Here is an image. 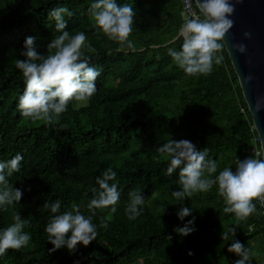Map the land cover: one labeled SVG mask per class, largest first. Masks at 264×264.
I'll return each instance as SVG.
<instances>
[{"label":"trees","instance_id":"16d2710c","mask_svg":"<svg viewBox=\"0 0 264 264\" xmlns=\"http://www.w3.org/2000/svg\"><path fill=\"white\" fill-rule=\"evenodd\" d=\"M92 2L0 0V159L17 152L24 157L21 171L8 178L22 198L0 211V228L19 211L30 222L25 231L32 237L27 246L0 255V264H235L240 257L228 251L233 241L221 237L233 227L234 240L248 249L249 264H264V213L257 198L256 212L244 220L224 213L218 185L177 201L171 193L181 187L179 169L167 174L168 160L157 151L168 139H187L198 149L209 148L218 171L227 166L235 171L236 157L252 156L257 131L226 48L210 73L189 75L168 55L183 43L181 0H118L136 11L129 37L136 47L117 51V42L97 31L89 15ZM59 6L73 13L65 17L70 34L86 33L96 51H83L102 73L85 105L77 108L70 100L48 125L20 115L24 78L15 61L25 58L20 52L27 36L37 37L38 51L47 54V43L57 34L48 12ZM107 168L117 172L112 181L121 192L117 211L95 210L98 235L88 246L50 252L44 229L54 214L45 202L59 199L62 212L79 208L92 215L87 205L95 179ZM134 190L146 203L141 215L129 220L125 208ZM181 204L192 209L184 220L177 216ZM193 219L189 235L175 231Z\"/></svg>","mask_w":264,"mask_h":264},{"label":"clouds","instance_id":"9594fccd","mask_svg":"<svg viewBox=\"0 0 264 264\" xmlns=\"http://www.w3.org/2000/svg\"><path fill=\"white\" fill-rule=\"evenodd\" d=\"M199 13L184 17L178 29V36L183 38L180 49H168L173 63L189 75L206 74L213 70L214 64L223 61L221 50L224 49V38L233 28L232 19L235 12L233 0H195ZM73 13L65 6H59L48 12V19L55 21V32L47 43V54L38 51L37 37L27 36L23 42L15 67L24 78V89L18 96L17 108L20 115L32 120H43L48 125L58 121L60 114L67 110L70 100L87 101L97 91V78L102 68L91 63L92 57L85 55L83 49L90 52L96 50L86 43L85 32L71 35L67 30L68 20ZM97 31H102L110 40L117 42V51L125 47L135 50V43L130 39L133 32L136 11L128 3L120 4L118 0H93L89 8ZM250 38V32H244ZM233 47L243 54L244 43ZM264 108V102H257V110ZM157 151L168 160L167 174L171 175L179 169L177 183L181 186L173 190L171 195L177 199H186L194 192L207 191L218 185L220 195L225 201L224 213H232L237 220H244L256 212L253 200L264 198V158L249 156L244 160L236 157L235 171L231 166L218 171V164L209 159V148L198 149L187 139L173 140L159 144ZM23 155L17 152L9 159H0V211L8 210V206L19 204L23 192L9 182V177L19 173L23 167ZM213 174H215L213 176ZM117 172L107 168L96 177L97 187L92 189V197L87 205L92 215H84L79 208L61 211V201H46L44 207L50 209L49 222L45 226L47 241L55 252L66 247L70 253L77 250V245L88 246L98 235V225L93 222L96 209L111 208L115 213L121 192L117 183H112ZM158 193L153 192L155 197ZM146 198L140 191L129 192L125 212L129 220H135L143 212ZM179 203V202H177ZM182 206L177 212L179 219L191 215L192 209ZM12 223L0 228V255L8 249H21L29 244L32 237L25 231L30 222L23 218L19 211H14ZM194 219L184 227L175 231L187 236L195 229L191 227ZM104 228L107 224L100 225ZM70 234V235H69ZM236 231L233 227L229 232H222L224 241H233L228 247L229 252L236 253L240 259L235 264H249L248 249L239 240H234ZM192 253L189 252V255Z\"/></svg>","mask_w":264,"mask_h":264},{"label":"water","instance_id":"95a60500","mask_svg":"<svg viewBox=\"0 0 264 264\" xmlns=\"http://www.w3.org/2000/svg\"><path fill=\"white\" fill-rule=\"evenodd\" d=\"M233 3L235 24L223 42L259 135L264 158V108L257 110V102H264V0H233ZM246 31L251 33L250 38L244 37ZM237 43L246 45L243 54L233 47Z\"/></svg>","mask_w":264,"mask_h":264},{"label":"built area","instance_id":"2783aa9c","mask_svg":"<svg viewBox=\"0 0 264 264\" xmlns=\"http://www.w3.org/2000/svg\"><path fill=\"white\" fill-rule=\"evenodd\" d=\"M182 2V16L183 19L186 15H191L192 13H199V8L195 0H181ZM259 155V158H263V149L261 146L260 138L257 135L254 137L252 145V156ZM258 205L262 212L264 213V198H257Z\"/></svg>","mask_w":264,"mask_h":264},{"label":"rangeland","instance_id":"374dc122","mask_svg":"<svg viewBox=\"0 0 264 264\" xmlns=\"http://www.w3.org/2000/svg\"><path fill=\"white\" fill-rule=\"evenodd\" d=\"M86 104V101H83V102H81V101H75V106L77 107V108H79V107H81V106H83V105H85Z\"/></svg>","mask_w":264,"mask_h":264}]
</instances>
